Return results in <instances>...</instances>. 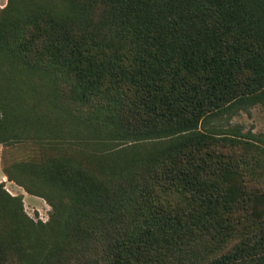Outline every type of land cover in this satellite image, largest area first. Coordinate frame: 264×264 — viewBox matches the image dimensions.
Returning <instances> with one entry per match:
<instances>
[{"label":"trees","instance_id":"16d2710c","mask_svg":"<svg viewBox=\"0 0 264 264\" xmlns=\"http://www.w3.org/2000/svg\"><path fill=\"white\" fill-rule=\"evenodd\" d=\"M258 105L264 0H8L2 171L51 210L0 183V264H264V135L210 127Z\"/></svg>","mask_w":264,"mask_h":264},{"label":"rangeland","instance_id":"374dc122","mask_svg":"<svg viewBox=\"0 0 264 264\" xmlns=\"http://www.w3.org/2000/svg\"><path fill=\"white\" fill-rule=\"evenodd\" d=\"M7 1L0 0V9L6 6ZM216 126L222 129L238 127V130L243 134L252 133L253 135H264V105L251 107L248 111H240L237 115L230 118L225 116L220 121L213 123L210 127ZM65 144L69 152L72 149H81L77 146L80 145L77 142H75V145L70 142H65ZM36 148L37 146L32 145L31 142L9 148L0 145V183L3 182L5 184V189L11 195L19 196L20 194L16 192L15 184L1 180L3 178V166L12 162L37 159L38 154L35 151ZM22 197L25 213L32 220L43 223L48 221L51 208L45 200L27 194H24Z\"/></svg>","mask_w":264,"mask_h":264},{"label":"crops","instance_id":"0c3cea01","mask_svg":"<svg viewBox=\"0 0 264 264\" xmlns=\"http://www.w3.org/2000/svg\"><path fill=\"white\" fill-rule=\"evenodd\" d=\"M1 180H5V182H7V179H6V177L4 176V174H3V178L1 179ZM13 184V183H12ZM15 187H16V192H19V194L20 195H24V194H26L20 187H18V186H16V185H14Z\"/></svg>","mask_w":264,"mask_h":264}]
</instances>
